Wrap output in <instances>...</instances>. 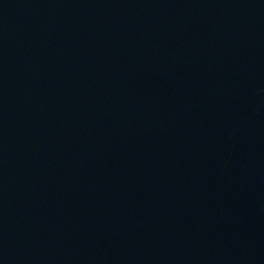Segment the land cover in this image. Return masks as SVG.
Listing matches in <instances>:
<instances>
[{
	"label": "water",
	"instance_id": "water-1",
	"mask_svg": "<svg viewBox=\"0 0 264 264\" xmlns=\"http://www.w3.org/2000/svg\"><path fill=\"white\" fill-rule=\"evenodd\" d=\"M0 264H264V0H0Z\"/></svg>",
	"mask_w": 264,
	"mask_h": 264
}]
</instances>
